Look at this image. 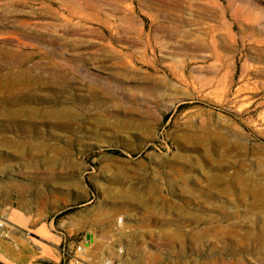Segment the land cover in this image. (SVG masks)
Segmentation results:
<instances>
[{
    "label": "rangeland",
    "instance_id": "374dc122",
    "mask_svg": "<svg viewBox=\"0 0 264 264\" xmlns=\"http://www.w3.org/2000/svg\"><path fill=\"white\" fill-rule=\"evenodd\" d=\"M11 212L45 264H264V0H0Z\"/></svg>",
    "mask_w": 264,
    "mask_h": 264
},
{
    "label": "crops",
    "instance_id": "0c3cea01",
    "mask_svg": "<svg viewBox=\"0 0 264 264\" xmlns=\"http://www.w3.org/2000/svg\"><path fill=\"white\" fill-rule=\"evenodd\" d=\"M6 219V223L0 225V264L61 261L60 253L50 243L54 240L51 222L47 223L34 214L23 212H11Z\"/></svg>",
    "mask_w": 264,
    "mask_h": 264
},
{
    "label": "built area",
    "instance_id": "2783aa9c",
    "mask_svg": "<svg viewBox=\"0 0 264 264\" xmlns=\"http://www.w3.org/2000/svg\"><path fill=\"white\" fill-rule=\"evenodd\" d=\"M4 224V220H0V225ZM62 254L67 258L69 264H98L91 261L88 258L86 244L83 242L79 243H68L64 244L61 248Z\"/></svg>",
    "mask_w": 264,
    "mask_h": 264
}]
</instances>
